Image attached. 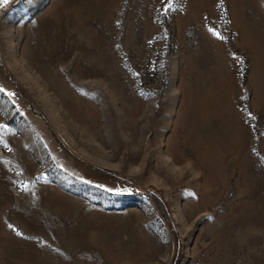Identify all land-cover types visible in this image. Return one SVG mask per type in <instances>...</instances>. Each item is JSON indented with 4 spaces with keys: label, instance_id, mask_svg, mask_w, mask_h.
I'll list each match as a JSON object with an SVG mask.
<instances>
[{
    "label": "rangeland",
    "instance_id": "1",
    "mask_svg": "<svg viewBox=\"0 0 264 264\" xmlns=\"http://www.w3.org/2000/svg\"><path fill=\"white\" fill-rule=\"evenodd\" d=\"M0 88V264H264V0H8Z\"/></svg>",
    "mask_w": 264,
    "mask_h": 264
},
{
    "label": "snow or ice",
    "instance_id": "2",
    "mask_svg": "<svg viewBox=\"0 0 264 264\" xmlns=\"http://www.w3.org/2000/svg\"><path fill=\"white\" fill-rule=\"evenodd\" d=\"M8 3V0H0V4H7ZM213 32H214V34L217 36V37H219V33H216L215 31H214V29L212 30ZM2 91H4V89H2V88H0V92H2ZM5 128H7V125H5L4 126Z\"/></svg>",
    "mask_w": 264,
    "mask_h": 264
}]
</instances>
